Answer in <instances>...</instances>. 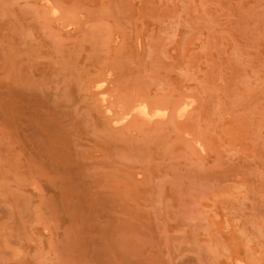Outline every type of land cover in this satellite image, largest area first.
<instances>
[{
  "label": "rangeland",
  "instance_id": "rangeland-1",
  "mask_svg": "<svg viewBox=\"0 0 264 264\" xmlns=\"http://www.w3.org/2000/svg\"><path fill=\"white\" fill-rule=\"evenodd\" d=\"M0 264H264V0H0Z\"/></svg>",
  "mask_w": 264,
  "mask_h": 264
},
{
  "label": "bare ground",
  "instance_id": "bare-ground-1",
  "mask_svg": "<svg viewBox=\"0 0 264 264\" xmlns=\"http://www.w3.org/2000/svg\"><path fill=\"white\" fill-rule=\"evenodd\" d=\"M147 108H143L140 111V116L143 117L144 119H147L149 121L154 120V119H163L166 117L167 114L164 112L158 111L151 115V113L148 112Z\"/></svg>",
  "mask_w": 264,
  "mask_h": 264
}]
</instances>
